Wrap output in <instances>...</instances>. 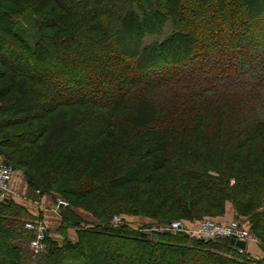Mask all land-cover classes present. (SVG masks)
<instances>
[{
  "label": "trees",
  "instance_id": "obj_1",
  "mask_svg": "<svg viewBox=\"0 0 264 264\" xmlns=\"http://www.w3.org/2000/svg\"><path fill=\"white\" fill-rule=\"evenodd\" d=\"M0 156L70 203L35 252L0 201V264H264L161 231L233 208L264 247V0H0Z\"/></svg>",
  "mask_w": 264,
  "mask_h": 264
},
{
  "label": "built area",
  "instance_id": "obj_2",
  "mask_svg": "<svg viewBox=\"0 0 264 264\" xmlns=\"http://www.w3.org/2000/svg\"><path fill=\"white\" fill-rule=\"evenodd\" d=\"M12 177L13 169L9 166L0 165V201L8 200L10 198V194L14 193L10 186ZM68 206H70L69 201L63 199H59L56 205L58 210H61L62 207ZM122 221V216H115L112 223L114 226H119ZM25 227L37 231V236L32 241V248L36 252H39L46 236V226L41 221H27L25 223ZM166 230H170L173 233L182 231L192 239L205 241H216L222 238H236L246 241L251 239L249 229L239 220H232L224 223L208 218L200 221L195 227H189L181 220H174L165 227L161 228V231Z\"/></svg>",
  "mask_w": 264,
  "mask_h": 264
},
{
  "label": "crops",
  "instance_id": "obj_3",
  "mask_svg": "<svg viewBox=\"0 0 264 264\" xmlns=\"http://www.w3.org/2000/svg\"><path fill=\"white\" fill-rule=\"evenodd\" d=\"M3 161L4 158L0 156V163ZM11 188L17 198V203L26 207L35 216L36 221L43 222L48 229L47 232L52 233V228L55 224V230L61 225L62 210L57 209V201H55L51 194L37 195L33 193L27 183L24 173L21 170L15 171ZM229 217L233 218V214H230ZM84 218L92 221L88 215L84 216ZM69 233L72 240L77 237V230L75 228L71 227V229H69ZM250 245L251 243H249L247 249L250 248ZM262 258H264V256H262Z\"/></svg>",
  "mask_w": 264,
  "mask_h": 264
},
{
  "label": "rangeland",
  "instance_id": "obj_4",
  "mask_svg": "<svg viewBox=\"0 0 264 264\" xmlns=\"http://www.w3.org/2000/svg\"><path fill=\"white\" fill-rule=\"evenodd\" d=\"M242 32H245V31H242ZM135 35L136 34H133L132 35L133 38H135ZM231 183L234 184L235 181L232 180ZM230 214H233V216H234L235 211H234L233 208H229V211H228L227 216H224V215H219V216L206 215V216H203V217H201L199 219H195L196 221H192V222H197L198 223V220L202 221V220L208 219V218L213 219V220H216V221H219V222H226V221H229V220L236 219V220H241V221L246 222L247 223L246 226L249 229V226H250L249 225V222L244 217H241V218H235V217H233V218H231V217H229ZM145 220H148V219L147 218H139V217H132V218L127 217L126 222H131V223H133V225L135 224V225H138V226H142L145 223ZM184 221H182V222H184ZM187 223H188V221L185 222V224H187ZM189 223H191V222H189ZM55 227H56V224L52 228V233L50 235L51 239L56 240L58 242L59 241H63L64 238L58 232L60 226L58 228H56V230H55ZM251 239H252L251 242H250L251 245H250V248L248 249L251 257H254V258H262V256H264V247L261 246V244L258 242V239L257 238H255V237L252 236ZM46 246H47L46 244H43L42 245L41 252L46 249ZM69 264H71V263H69Z\"/></svg>",
  "mask_w": 264,
  "mask_h": 264
},
{
  "label": "water",
  "instance_id": "obj_5",
  "mask_svg": "<svg viewBox=\"0 0 264 264\" xmlns=\"http://www.w3.org/2000/svg\"><path fill=\"white\" fill-rule=\"evenodd\" d=\"M167 232H170V231H167ZM230 243H231V245L235 246L236 248H238L242 251H245L248 247V243L245 240L232 238L230 240Z\"/></svg>",
  "mask_w": 264,
  "mask_h": 264
}]
</instances>
